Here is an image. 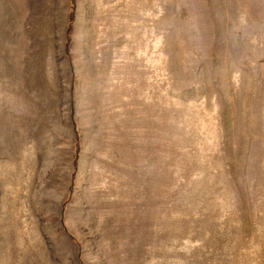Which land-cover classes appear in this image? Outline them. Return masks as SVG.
Here are the masks:
<instances>
[{
	"label": "rangeland",
	"instance_id": "1",
	"mask_svg": "<svg viewBox=\"0 0 264 264\" xmlns=\"http://www.w3.org/2000/svg\"><path fill=\"white\" fill-rule=\"evenodd\" d=\"M0 264H264V0H0Z\"/></svg>",
	"mask_w": 264,
	"mask_h": 264
}]
</instances>
